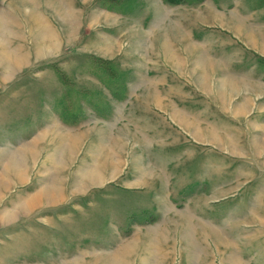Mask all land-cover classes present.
I'll return each mask as SVG.
<instances>
[{"label":"rangeland","instance_id":"rangeland-1","mask_svg":"<svg viewBox=\"0 0 264 264\" xmlns=\"http://www.w3.org/2000/svg\"><path fill=\"white\" fill-rule=\"evenodd\" d=\"M0 264H264V0H0Z\"/></svg>","mask_w":264,"mask_h":264},{"label":"crops","instance_id":"crops-1","mask_svg":"<svg viewBox=\"0 0 264 264\" xmlns=\"http://www.w3.org/2000/svg\"><path fill=\"white\" fill-rule=\"evenodd\" d=\"M167 5H169L168 7H171V6H172V5H170V4H167ZM168 7L166 6V4L162 5V8H163V9L168 10V9H169Z\"/></svg>","mask_w":264,"mask_h":264},{"label":"bare ground","instance_id":"bare-ground-1","mask_svg":"<svg viewBox=\"0 0 264 264\" xmlns=\"http://www.w3.org/2000/svg\"><path fill=\"white\" fill-rule=\"evenodd\" d=\"M7 55H9V56H11V53H7ZM13 57H16V54L14 55V53H13V55H12ZM13 167L15 168V166L13 165ZM13 169V168H12Z\"/></svg>","mask_w":264,"mask_h":264}]
</instances>
